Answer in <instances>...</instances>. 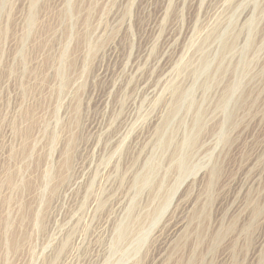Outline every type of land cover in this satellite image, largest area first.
<instances>
[{"label":"rangeland","instance_id":"374dc122","mask_svg":"<svg viewBox=\"0 0 264 264\" xmlns=\"http://www.w3.org/2000/svg\"><path fill=\"white\" fill-rule=\"evenodd\" d=\"M0 264H264V0H0Z\"/></svg>","mask_w":264,"mask_h":264},{"label":"bare ground","instance_id":"6f19581e","mask_svg":"<svg viewBox=\"0 0 264 264\" xmlns=\"http://www.w3.org/2000/svg\"><path fill=\"white\" fill-rule=\"evenodd\" d=\"M173 233V232H172Z\"/></svg>","mask_w":264,"mask_h":264}]
</instances>
